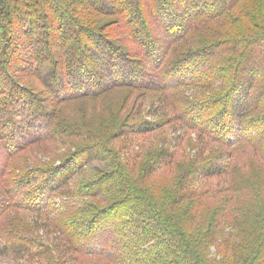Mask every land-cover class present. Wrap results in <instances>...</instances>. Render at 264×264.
I'll use <instances>...</instances> for the list:
<instances>
[{
	"label": "trees",
	"instance_id": "obj_1",
	"mask_svg": "<svg viewBox=\"0 0 264 264\" xmlns=\"http://www.w3.org/2000/svg\"><path fill=\"white\" fill-rule=\"evenodd\" d=\"M105 18L115 19L117 41ZM130 86L142 91L139 98L99 128L59 113L80 97ZM146 106L196 130L199 153L214 161L196 167V160L178 161L172 147L160 149L154 164L179 178L160 201L164 194L152 195L133 178L135 166L130 171L114 159L112 171L93 176L91 193L81 195L91 202L70 209L80 217L46 219V228L61 233L60 257L59 248H44L47 264H218L209 256L214 244L231 264H264V0H0V125L8 124L7 138L24 140L31 130L30 138L41 140L47 130L45 137L62 143L97 142L117 125L116 138L153 134L162 125L142 118ZM130 120L137 128L123 133ZM72 166L47 176L63 184L66 172H58ZM30 224L21 216L6 232V253L29 251L19 233Z\"/></svg>",
	"mask_w": 264,
	"mask_h": 264
},
{
	"label": "rangeland",
	"instance_id": "obj_2",
	"mask_svg": "<svg viewBox=\"0 0 264 264\" xmlns=\"http://www.w3.org/2000/svg\"><path fill=\"white\" fill-rule=\"evenodd\" d=\"M178 3L182 7V2L179 1ZM246 3L247 1L245 6H247ZM217 5L218 3L211 5L209 11L211 12ZM145 13L144 11L143 14L145 15ZM97 18H100V16H97ZM102 22H105L109 30L108 37L112 41H117L120 35L114 30L116 26L115 19L105 18ZM218 37L219 39L222 38V36ZM118 41L121 42L122 40ZM124 45L126 44L124 43ZM128 48L133 49L129 45ZM44 72L46 74L49 73L47 70H44ZM173 76L167 79H172ZM105 78L109 80L110 77L107 74V76H104ZM32 84L39 89L44 88L42 82L35 78H32ZM79 89L82 88L80 87ZM140 93H142L140 89H132L130 86L103 94L98 99L80 97L62 105L59 113L63 117L72 118L78 122L82 120L89 121L95 124V128H99L101 124L106 125L111 121V115L115 116L125 101L128 106L133 105L139 98ZM143 94L146 93L143 92ZM183 94L186 98H190L188 90H183ZM149 101L147 100V104ZM148 110V106H146L145 112L142 113V118L152 121L158 127L162 125V128H158L153 134L144 136L126 134L125 137L116 138L117 134L120 133L116 134V131L121 127L117 125L97 142L88 139L86 141L77 140L73 142L75 139L68 138L62 143V140L56 135H54L53 139L45 137L47 130L45 132L41 131L40 136L43 138L41 140L31 139V130H24V140H17L11 136L7 138L6 130L8 124L1 119L3 123L0 125V136L3 138L0 140V203H2L0 204V245L2 246L5 241L6 232L13 230L12 225L19 222L21 216L28 217L31 220V224L29 228L24 230L27 232L19 233V238L27 242L29 251H26L25 254H19L15 250L11 253H6L2 249L3 247L0 246V264H47L49 263V258L47 257L49 252L43 253L45 251L44 248L53 250L59 248L60 254L58 255L60 257L61 239L59 234L61 233L59 229L52 232L50 226L46 228V219L54 222L59 220L62 215V219L80 217L71 214V211H74L75 208L80 209L83 201L91 202L90 198L83 199L81 195L91 193L89 185L95 180L93 176L97 177L103 172L110 173L112 171L111 163L114 159H120L130 168V171L135 166L134 173L131 171L133 178L141 187L143 186L142 188L145 191L152 195L164 194V197L161 196L162 200L160 201L165 200V191L175 184L173 179H179L176 176V170L170 172L166 165L154 164L160 149L172 147L177 153L176 158L178 161L183 159L185 163H189L192 160H196L193 164L196 167L200 163L205 162L208 164L210 163L209 161H214V159H208L210 158L209 152L199 153L198 149H200L202 144L198 141L199 135L196 130L183 128L180 124L173 121L168 122L166 116L151 115L147 113ZM165 111L169 113L168 108ZM14 112L15 110H13ZM1 114L3 117L6 111L2 110ZM21 117L16 119L18 121L22 120ZM187 119L191 125L195 123L192 119ZM130 123L131 125H129ZM125 124L123 133H126V130L131 131L137 128L135 121L131 122L130 120L129 123L126 122ZM111 134L114 135L111 136ZM178 135H183V138L178 140ZM6 142H9V145ZM100 142H102L101 145ZM17 143H19L18 147L16 146ZM95 145L100 148L93 149L92 146L95 147ZM207 149L210 150V147L208 146ZM201 159L204 160L201 161ZM183 164H179V169L182 168ZM68 165H73V168L68 167L69 171L61 170ZM62 166L66 167L61 168L58 174L66 172L67 177L63 180V184H58L59 179L54 181L48 178L47 175L51 169L55 171ZM149 171H151V174L148 175ZM54 177L56 178V176ZM60 180L62 179L60 178ZM217 180L207 182L209 183L208 186L217 184ZM46 182H49L47 187H45ZM163 185L166 188L162 191ZM156 198L159 200L160 196ZM67 202L68 204H66ZM224 231L227 232L226 227H224ZM223 255H225V251L221 246L214 244L210 247L209 256L213 260L216 258L214 263L231 264V258L223 257ZM222 258L224 259L220 262Z\"/></svg>",
	"mask_w": 264,
	"mask_h": 264
}]
</instances>
